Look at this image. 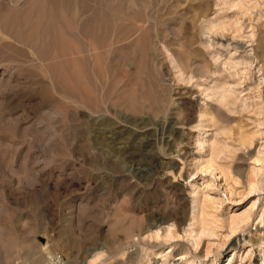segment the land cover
<instances>
[{
    "label": "rangeland",
    "instance_id": "obj_1",
    "mask_svg": "<svg viewBox=\"0 0 264 264\" xmlns=\"http://www.w3.org/2000/svg\"><path fill=\"white\" fill-rule=\"evenodd\" d=\"M0 264H264V0H0Z\"/></svg>",
    "mask_w": 264,
    "mask_h": 264
},
{
    "label": "bare ground",
    "instance_id": "obj_2",
    "mask_svg": "<svg viewBox=\"0 0 264 264\" xmlns=\"http://www.w3.org/2000/svg\"><path fill=\"white\" fill-rule=\"evenodd\" d=\"M37 17V23L33 24V30H37V24L39 23V21H42L44 19V15L43 14H37L36 15ZM40 26V25H39ZM53 28H56L53 26ZM32 30V31H33ZM50 31H52L50 34H51V37L45 41V43H47V45H49V47L51 49H53V55L54 56H61V55H64L69 57L70 55L72 56H76V55H79L81 53L84 52V49L86 47V49L88 50H93V52L96 51V49H101V45H103L102 41L103 40H106L108 37H109V34L106 33V39L103 38V37H99L100 35V32H99V35L97 33L94 32V34H89L88 37H89V40L87 39V41L89 43H81V41H79L80 38H78L79 36H77V33L70 30V29H61L59 30V28L56 30H51V29H48ZM31 31V32H32ZM35 32V31H34ZM113 32V31H112ZM92 33V32H90ZM49 34V35H50ZM113 34V33H112ZM48 35V36H49ZM81 35V33H80ZM98 35V36H97ZM104 35V33H102V36ZM108 35V36H107ZM115 35V34H113ZM113 37V36H112ZM114 38V37H113ZM115 39V38H114ZM117 39V38H116ZM108 40V39H107ZM112 41V39H111ZM119 41V40H118ZM79 42V43H78ZM108 42H110V39L108 40ZM113 42V41H112ZM114 43V42H113ZM120 43V42H119ZM112 44V43H110ZM117 44V43H116ZM115 45V44H114ZM111 47V46H110ZM95 50V51H94ZM86 51V50H85ZM112 51V50H111ZM82 55V54H81ZM101 56V55H100ZM97 56H95L96 58ZM102 57V56H101ZM63 58V57H61ZM56 59V58H55ZM102 59V58H101ZM75 62V61H74ZM81 61L79 60V63ZM82 63V62H81ZM73 66V65H72ZM75 79V78H74ZM69 80V79H68ZM66 79H64L65 83L68 84V81ZM73 83V82H72ZM207 170L211 172V174L216 178L215 176V173L214 171L212 170V167L211 166H207ZM220 177V176H219ZM249 218L248 217H243V218H240V219H237L233 224L235 225H240L242 223H245ZM168 221H170L169 219L166 220L164 223L161 222L160 224H165L167 223Z\"/></svg>",
    "mask_w": 264,
    "mask_h": 264
}]
</instances>
